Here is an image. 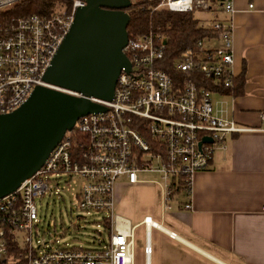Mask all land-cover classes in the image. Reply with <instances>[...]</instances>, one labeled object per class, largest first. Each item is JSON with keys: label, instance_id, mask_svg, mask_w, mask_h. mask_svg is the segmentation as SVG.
I'll list each match as a JSON object with an SVG mask.
<instances>
[{"label": "built area", "instance_id": "1", "mask_svg": "<svg viewBox=\"0 0 264 264\" xmlns=\"http://www.w3.org/2000/svg\"><path fill=\"white\" fill-rule=\"evenodd\" d=\"M22 1L0 0V114L17 109L37 85L69 92L45 82L43 75L85 1L66 0L42 15L7 13ZM146 3L151 12L194 13L218 7L230 18L207 25L196 18L197 28L211 35L176 56L171 73L163 69L170 24L151 23L142 33L128 34L123 51L129 70L121 69L112 99L88 97L106 111L80 117L41 167L0 198V264H136L135 227L114 213L116 183L123 178L143 183L139 174L157 173L166 210L179 186L190 194L194 174L208 169L216 150L226 152L227 135L253 130L228 119L212 98L216 90L231 89L235 79L233 0ZM259 117L264 122V112ZM203 137L212 142L200 144ZM50 174L81 179L78 206L104 215L108 243L99 248L52 247L36 239L33 246V231L40 224L37 199L49 189ZM184 207L191 208V203ZM142 223L146 229L156 225L148 216ZM150 254L146 243V260Z\"/></svg>", "mask_w": 264, "mask_h": 264}, {"label": "crops", "instance_id": "2", "mask_svg": "<svg viewBox=\"0 0 264 264\" xmlns=\"http://www.w3.org/2000/svg\"><path fill=\"white\" fill-rule=\"evenodd\" d=\"M233 3V71L237 84L241 76L243 83L236 85L238 92L219 89L212 98L228 119L253 130L227 135L226 152L216 150L208 169L194 174L190 194L174 193L172 199L184 195L171 207L172 225L154 220L157 228H145L151 254L147 260L144 255V264H150L154 252L152 229L166 243H177V257L187 253L181 246L212 264H264V122L259 117L264 112V0ZM186 202L191 208L184 207ZM123 219L135 229L144 226L143 219L135 224Z\"/></svg>", "mask_w": 264, "mask_h": 264}, {"label": "water", "instance_id": "3", "mask_svg": "<svg viewBox=\"0 0 264 264\" xmlns=\"http://www.w3.org/2000/svg\"><path fill=\"white\" fill-rule=\"evenodd\" d=\"M84 1L43 75L69 92L37 85L17 109L0 114V198L41 167L80 117L106 111L88 97L111 100L121 69L129 70L123 48L132 1Z\"/></svg>", "mask_w": 264, "mask_h": 264}, {"label": "rangeland", "instance_id": "4", "mask_svg": "<svg viewBox=\"0 0 264 264\" xmlns=\"http://www.w3.org/2000/svg\"><path fill=\"white\" fill-rule=\"evenodd\" d=\"M220 14L221 10L218 7L205 11L197 10L193 13L195 18L203 21L201 23L203 25L220 19ZM48 178L49 189L46 194L37 199L40 224L38 230L33 231V246L37 245L36 239L52 247L67 245L99 248L108 243L109 231L103 221L104 215L93 211L86 212L78 206L76 194L81 186V179L65 174L60 176L50 174ZM139 179L144 182L130 184L123 178L116 183L114 213L130 220L132 224L148 215L153 219L152 221L155 220L167 226L172 225L174 218L170 215V211L184 194H175L174 199L169 202L170 207L164 210L159 175L142 173L139 174ZM162 237L159 231L152 229L154 252L150 264H212L206 258L193 256L190 250L181 246H178V249L187 253L177 257L175 253L177 243L175 241L166 243ZM134 240L136 264H144L145 227L143 225L135 229Z\"/></svg>", "mask_w": 264, "mask_h": 264}, {"label": "trees", "instance_id": "5", "mask_svg": "<svg viewBox=\"0 0 264 264\" xmlns=\"http://www.w3.org/2000/svg\"><path fill=\"white\" fill-rule=\"evenodd\" d=\"M66 0H24L8 10V14L18 16L29 15L33 13L48 14L49 11L57 4L63 3ZM147 0H137L127 9L130 13V20L127 26L128 34L142 33L151 23H168L171 26L170 41L165 52V65L163 69L172 72L171 61L183 52L189 46H192L198 39L210 36L211 33L202 28H197V19L193 13H174L164 10L151 12L147 9ZM233 80L234 91L243 83V76ZM231 88V89H232ZM229 93V89H225ZM181 187L175 190V193L180 191Z\"/></svg>", "mask_w": 264, "mask_h": 264}, {"label": "bare ground", "instance_id": "6", "mask_svg": "<svg viewBox=\"0 0 264 264\" xmlns=\"http://www.w3.org/2000/svg\"><path fill=\"white\" fill-rule=\"evenodd\" d=\"M151 222H153L152 220H151ZM153 223H155V222H153ZM156 224V223H155ZM155 227L157 228V225H155ZM172 236H174L175 237V235H172Z\"/></svg>", "mask_w": 264, "mask_h": 264}]
</instances>
